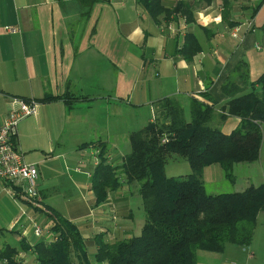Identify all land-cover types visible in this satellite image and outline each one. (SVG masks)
I'll use <instances>...</instances> for the list:
<instances>
[{"label": "crops", "instance_id": "1", "mask_svg": "<svg viewBox=\"0 0 264 264\" xmlns=\"http://www.w3.org/2000/svg\"><path fill=\"white\" fill-rule=\"evenodd\" d=\"M184 1L194 7L189 17L177 11L155 18L140 0H0V124L14 97L39 103L35 115L20 121L17 147L38 168L45 207L78 226L92 263L96 235L106 241L139 235L145 222L143 214L136 223L134 184L124 182L96 202L92 177L102 144L107 162L118 167L131 150L130 133L155 119L159 100L175 97L186 113L192 98L208 93L219 119L229 99L223 85L237 64L247 65L249 85L264 74V0H236L228 10L222 0L198 6L196 0ZM178 2L162 0L170 9ZM188 35L199 50L185 49ZM254 87L261 90L259 83ZM218 119L213 124L225 134L241 123L233 115ZM262 129L259 160L234 166L238 189L231 192L264 184ZM223 175L213 164L205 168L204 181L207 176L223 180ZM18 191L0 181V251L10 245L23 261L36 264L32 246L41 238L30 218L47 229L52 220ZM217 254L199 250L198 264H214L221 260Z\"/></svg>", "mask_w": 264, "mask_h": 264}, {"label": "trees", "instance_id": "2", "mask_svg": "<svg viewBox=\"0 0 264 264\" xmlns=\"http://www.w3.org/2000/svg\"><path fill=\"white\" fill-rule=\"evenodd\" d=\"M213 1L196 0V4L209 5ZM222 1L228 10L236 0ZM140 2L155 18L163 12L169 16L177 11L190 16L194 10L184 0H179L173 9L165 8L162 0ZM192 48L199 50L195 38L188 35L185 49ZM256 83L261 85V90L255 89ZM223 90L229 99L220 108L219 119L216 103L208 93L202 94L204 100L191 99L189 118L175 97L156 102L155 119L130 133L131 150L118 167L107 162L106 147L102 144L100 161L92 177L96 202H104L124 182L138 187L145 212L139 235L113 241H106L103 234L96 235L97 251L92 263L87 241L78 226L49 210L50 234L32 246L36 264H198L199 250L220 253L226 243H250L257 217L264 211V184L251 185L243 191L212 194L206 190L204 170L218 164L224 175L234 180L236 164L259 160L264 125V74L249 85V69L241 62L224 83ZM228 115L240 117L241 123L232 133L225 134L213 122L216 119L222 122ZM164 137L167 142H162ZM169 154L185 157L191 173L168 176ZM18 254L17 248L6 245L0 251V264H28Z\"/></svg>", "mask_w": 264, "mask_h": 264}, {"label": "built area", "instance_id": "3", "mask_svg": "<svg viewBox=\"0 0 264 264\" xmlns=\"http://www.w3.org/2000/svg\"><path fill=\"white\" fill-rule=\"evenodd\" d=\"M7 31H16L17 27L6 26ZM239 28L233 30V35L238 36ZM13 108L7 114L3 123L0 124V181L13 183L18 189L22 198L37 211L48 213L39 190V171L35 164L27 163L24 154L17 147L16 138L18 135V125L21 120L28 116L35 115L39 103L34 99L14 97L12 99ZM167 137L162 142H167ZM23 214L26 212L23 211ZM33 225L34 234L43 238L50 234L49 229L43 228L42 224L33 217L30 218ZM20 224V220L14 222V226ZM55 238V237H54ZM20 259L21 256L18 255Z\"/></svg>", "mask_w": 264, "mask_h": 264}, {"label": "rangeland", "instance_id": "4", "mask_svg": "<svg viewBox=\"0 0 264 264\" xmlns=\"http://www.w3.org/2000/svg\"><path fill=\"white\" fill-rule=\"evenodd\" d=\"M252 67L254 70L257 66L254 65ZM186 115L187 117H190V110L188 108L186 110ZM166 173L168 176H186L191 173V167L185 157L176 154H169L167 156ZM207 179L205 187L207 192L212 194L231 192L238 189L236 188V183L225 175H223V180H218V177L211 176H207ZM135 189V187H132L133 196L131 198V202H133L137 223L138 219H140L143 214L145 215V212L140 195L134 191ZM137 199L138 202H141L138 203V205L136 204ZM32 208L35 210L33 206ZM22 211L26 212V210ZM43 216L41 218H43ZM42 220L43 219H40V221ZM42 227L47 229V226ZM1 240L2 238H0V242ZM217 255L220 256L221 260L224 262L228 261L232 264H264V211H261L257 217L253 237L250 243L245 245L226 243L222 253H218ZM221 260L217 258L212 260V263L218 264Z\"/></svg>", "mask_w": 264, "mask_h": 264}]
</instances>
